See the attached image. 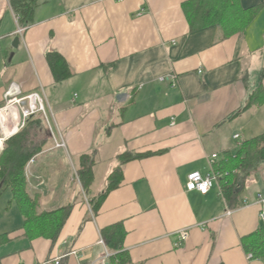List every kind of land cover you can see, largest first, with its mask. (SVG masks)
<instances>
[{"label":"crops","instance_id":"0c3cea01","mask_svg":"<svg viewBox=\"0 0 264 264\" xmlns=\"http://www.w3.org/2000/svg\"><path fill=\"white\" fill-rule=\"evenodd\" d=\"M9 1L0 0V107L11 84L42 92L51 138L27 180L44 211L73 209L53 245L28 238L16 204L7 209L12 193L2 194L0 235L10 236L0 264H108L101 230L117 223L127 232V264H262L244 242L264 229V165L237 209L219 181L205 196L186 184L193 172L209 173L213 155L217 163L264 133V101L232 119L261 83L264 60L258 71L251 58L264 55V0H238L244 19H232L228 32L215 24L193 31L184 10L193 0H39L23 35ZM49 52L65 59L72 78L55 80ZM93 153L94 182L84 192L79 159ZM125 153L152 155L122 166L121 184L95 214L92 203ZM182 230L190 232L185 242L175 234Z\"/></svg>","mask_w":264,"mask_h":264},{"label":"trees","instance_id":"16d2710c","mask_svg":"<svg viewBox=\"0 0 264 264\" xmlns=\"http://www.w3.org/2000/svg\"><path fill=\"white\" fill-rule=\"evenodd\" d=\"M10 8L15 13L20 27L29 28L35 23V13L40 6L39 0H10ZM186 16L193 31L210 25H218L222 31H229L232 16L239 14L238 0H193L184 5ZM257 12V10H254ZM1 24V19H0ZM49 67L57 82L73 77V73L65 59L57 52H49L46 56ZM261 83L251 93L246 105L232 119L238 118L251 108L264 101V71L260 77ZM45 120L33 118L17 135L6 140L0 154V196L7 191L12 193L8 208L16 204L24 218L23 228L28 238L45 237L54 244L65 227L73 206L68 205L53 211H44L40 204V194L31 189L26 170L31 160L41 156L46 151L50 140ZM48 135V136H47ZM49 137V138H48ZM151 153L120 155L121 165L110 175L109 185L105 192L93 201L95 214L110 192L117 189L123 179L122 166L134 160L151 156ZM78 177L84 192H88L94 182V168L97 164L96 155L86 154L79 159ZM264 165V133L237 144L234 151H228L215 164L219 174L218 181L228 205L237 209L244 205L242 196L248 180ZM126 230L123 223H117L101 230L102 240L111 253L110 264H127L130 257L123 251ZM9 233L0 235V248L9 241ZM244 242L245 251L251 260H260L264 264V229L256 231ZM1 260V257H0ZM60 264H66L64 259Z\"/></svg>","mask_w":264,"mask_h":264},{"label":"built area","instance_id":"2783aa9c","mask_svg":"<svg viewBox=\"0 0 264 264\" xmlns=\"http://www.w3.org/2000/svg\"><path fill=\"white\" fill-rule=\"evenodd\" d=\"M123 1V0H118ZM26 31V28H19L17 35H23ZM203 71L200 70L199 74H202ZM164 81L165 79H161ZM41 116L47 123L48 114H47V104L46 100L41 91H33L30 93H24L22 89L17 84H11L9 89L4 95V104L0 107V140L2 146L0 147L3 150L6 140L17 135L22 131L27 124L35 117ZM55 147L57 149H66V143L62 141H57L55 137ZM235 139H239V135L235 136ZM218 155H213L209 160V173L206 175L201 174L200 172H193L188 175V180L186 184V189L189 192H198L201 195H207L210 190L213 188L214 184L218 182L219 174L215 170V164ZM34 160H31L30 163H33ZM258 204H264V196L259 195ZM248 202L245 201L244 205H247ZM231 213L228 212V215ZM261 218L264 221V212L261 213ZM179 242H185L189 239L190 232L187 230H182L175 233ZM101 244L105 247V257L104 259L110 264L111 253L106 249L104 241L101 239ZM251 259V256H249ZM61 259H56L53 264H60Z\"/></svg>","mask_w":264,"mask_h":264},{"label":"rangeland","instance_id":"374dc122","mask_svg":"<svg viewBox=\"0 0 264 264\" xmlns=\"http://www.w3.org/2000/svg\"><path fill=\"white\" fill-rule=\"evenodd\" d=\"M240 18L242 19L243 18V16H241V15H239V17H237V15H235V16H232V19H233V21L234 20H236L235 22H237L238 20H240ZM244 19V18H243ZM243 20H241L240 22H238L239 23V25H238V23H237V25H236V27L238 28L239 27V29H241L242 27H243ZM238 29V30H239ZM244 56V55H243ZM253 59V60H252ZM263 60H264V55H263V52H258L257 54H256V56H255V58H251V64L253 65V68L256 70H260L261 69V67H260V64L263 62ZM4 200H0V204H1V202H3ZM7 209H8V203H7Z\"/></svg>","mask_w":264,"mask_h":264},{"label":"water","instance_id":"95a60500","mask_svg":"<svg viewBox=\"0 0 264 264\" xmlns=\"http://www.w3.org/2000/svg\"><path fill=\"white\" fill-rule=\"evenodd\" d=\"M20 43H21V37L19 36L15 37L12 44L13 48L17 50L19 48Z\"/></svg>","mask_w":264,"mask_h":264},{"label":"bare ground","instance_id":"6f19581e","mask_svg":"<svg viewBox=\"0 0 264 264\" xmlns=\"http://www.w3.org/2000/svg\"><path fill=\"white\" fill-rule=\"evenodd\" d=\"M2 146V142H1V140H0V147Z\"/></svg>","mask_w":264,"mask_h":264}]
</instances>
